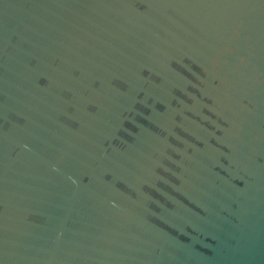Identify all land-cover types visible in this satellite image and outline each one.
Returning a JSON list of instances; mask_svg holds the SVG:
<instances>
[{
	"label": "water",
	"instance_id": "95a60500",
	"mask_svg": "<svg viewBox=\"0 0 264 264\" xmlns=\"http://www.w3.org/2000/svg\"><path fill=\"white\" fill-rule=\"evenodd\" d=\"M0 264H264V0H0Z\"/></svg>",
	"mask_w": 264,
	"mask_h": 264
}]
</instances>
